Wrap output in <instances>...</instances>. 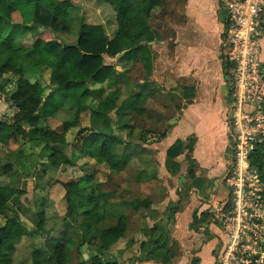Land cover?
I'll return each instance as SVG.
<instances>
[{
  "label": "trees",
  "instance_id": "trees-1",
  "mask_svg": "<svg viewBox=\"0 0 264 264\" xmlns=\"http://www.w3.org/2000/svg\"><path fill=\"white\" fill-rule=\"evenodd\" d=\"M103 2L114 15L113 33L109 35L102 24L87 23L81 17L75 44L64 46L56 39L44 40L36 35L41 30L55 32L59 20L67 16L69 11L76 10L70 0H0V78L6 74L17 77L16 89L10 96V101L17 111L11 124L0 122V144L6 146L13 134L19 135L27 142L13 158L9 159L12 154L9 155L4 160L6 162L0 165V178H11L16 172L26 173L28 177L33 172H43L40 169L44 165L54 171L59 167H69L71 159L63 149L67 145L64 135L70 131L74 134V142L70 148L78 153L79 157L87 156L97 163L109 166L110 169H118L119 172L127 165L128 159L125 156L121 164L116 159L114 148L123 144L121 138L125 140L132 137V132L122 121L112 119L108 113L114 110L116 114H121L136 103L132 99L118 103L121 77L112 66L105 65L104 56L113 58L122 54L127 60H138L145 73L150 74L154 53L149 43H155L158 34L149 28L148 20L152 11L161 6V2ZM13 14L19 15V23L12 21ZM26 34L35 37L33 43L28 47L16 48V40ZM76 44L78 48L75 47ZM44 71L49 72L50 79L55 80L56 89L51 90L41 82L30 81L34 76L41 78ZM223 74H226L224 68ZM76 84L82 86L77 95L73 91ZM51 94L70 96L69 100L74 108L72 117L63 122L62 133L39 127L34 137L27 138L23 125L35 127L42 123V101ZM82 114L97 122L101 129L95 132L79 128V117ZM30 144L40 146V152H33L29 148ZM176 144L167 153L168 170L172 175L178 172L179 167L173 160L182 151L179 144ZM31 155L36 158L34 163L32 161L29 164ZM40 157L45 159L40 161ZM248 162L250 168L260 173V181L264 182V144L254 146ZM60 185L64 191L63 199L66 205L61 221L65 225L66 233L67 230L74 231V239L69 238L66 233L63 238H52L50 235L53 230L46 227L45 212L42 208H37L34 213V228L30 235L34 238L45 237L49 250L46 252L43 249H34L31 264H69L71 248H76L79 252V242L91 244L94 241H98L100 246L88 259H81L80 264H121L104 257L105 251L126 232V211L130 209L140 213L149 208V200L142 198L134 202L112 203L90 176L79 181L67 180ZM24 193V189L0 183V217L3 220L0 224V264H12L14 247L28 233L20 219V206L19 209L13 207ZM34 193L44 195L38 186ZM177 209V206L172 207L168 218H171ZM165 239L166 236H160L156 241L148 243L154 251L145 257H138L136 261H157L161 257L162 264H171L174 255L169 249H165L162 243ZM144 248L145 245L142 244L141 249ZM161 250L165 251L160 257L153 253ZM262 253L264 254V245ZM136 261L130 260L129 264Z\"/></svg>",
  "mask_w": 264,
  "mask_h": 264
},
{
  "label": "rangeland",
  "instance_id": "rangeland-1",
  "mask_svg": "<svg viewBox=\"0 0 264 264\" xmlns=\"http://www.w3.org/2000/svg\"><path fill=\"white\" fill-rule=\"evenodd\" d=\"M170 1L174 0H169V2ZM70 2L76 10L69 11L67 16L59 20L55 32L52 33L41 30L37 33L36 37L44 40L56 39L59 42L75 44L79 30V18L81 17L83 21L87 23L102 24L109 35L113 33L115 29L114 15L109 8H106L103 0H70ZM216 4L217 10L221 14V19H223V3L221 0H216ZM181 9L179 4L174 6V11L178 12ZM12 21L14 23H19V15L13 14ZM161 38L169 42L171 35L170 33H163L161 34ZM34 39L35 37L31 34H26L19 37L14 46L16 48L28 47L33 43ZM159 39H157L156 42H158ZM170 45L171 42H169V46ZM157 46L158 44L154 43L152 47L155 49ZM171 55L172 54L163 56L164 61L166 60V62H169ZM118 56L120 55L113 58L104 56L105 65H110L116 68L117 71H120L122 69L121 66L124 64H122V56L119 58ZM219 57L223 61L221 54ZM130 65V70L127 71L126 75L124 73V77H128V84L139 81L142 77L140 66L137 63ZM163 66V62H160L157 70L161 69ZM162 70V72H168L167 69ZM163 76L164 75H162L161 78ZM224 79L226 80V85L220 84L213 86L208 92H212L213 90L216 97L217 95L223 96L224 102H226V108L229 107L230 109L233 103V96L229 87L230 83L227 82L226 76ZM16 80L17 77L11 74H6L0 78V84L2 85V92L0 93V122L6 124L12 123V117L17 111L10 101V96L16 89ZM30 81L41 82L45 86H49L51 90L57 88L54 82L55 80L50 79L49 72L47 71L41 74V78L34 76ZM161 81L163 87L159 89V93L169 98H171V96H176V93L173 92V90L176 89V87H173L176 82L170 81L165 77L163 80L161 79ZM184 83L192 84V81H185ZM123 87L122 85V92L124 90ZM73 89L74 93L77 95L78 92L82 90V86L76 84ZM66 96L67 95L62 97V95L51 94L47 99L42 101L41 107L44 111V117L41 120L42 123H39V125L35 127H29L26 124L23 125V128L27 132V138L34 137L39 127H47L57 133H62L63 122L69 120L74 113V108L69 100L70 96ZM124 97L125 96H122V98ZM242 111L247 115L252 111V108L245 106L242 108ZM110 116L113 115L111 114ZM249 116L250 115H247L246 117ZM210 118L211 116L209 113L207 116L204 114H197L195 111L189 112L186 116V120L191 124L198 119H201L202 125L207 123L205 127L198 125V128L201 127L199 128V135L203 137L202 145L206 146L205 150L201 153L206 157L210 156L208 143L215 138L217 131H219L217 123L211 124ZM95 123L89 120L88 115L83 114L79 117L78 127L93 131L97 130V125ZM232 123L233 124H230L231 135L229 137V145L224 155V163L228 160V171L225 173L224 177L222 175V179L220 174L218 176L214 175V177L210 179H204L206 172H208V170H204L202 176L203 186L200 185L201 190L193 196L191 195L190 182L185 173L186 163L191 165V160L189 154H186L187 150H184L182 143L178 142L176 144H179V147H181L184 152L182 157H178V161L182 166L179 174L175 177L167 176L162 169V148L156 149V151L150 149L145 152L144 155L147 156L150 167H144L142 169L145 171L146 168L149 176H156L155 181L146 184L140 181V179H145V176H142L143 171H140L141 167L137 168L136 166H130L119 172L118 169H110L109 166L104 164L98 165L93 159L87 156L83 158L79 157L78 153L69 148V145L74 142V134L70 133V131L68 134L64 135L67 144L66 147H64V152L71 159L72 165L70 168L64 169L63 167H59L54 171L50 170L48 165H44L40 169L43 170L44 173L42 171L33 172L27 177L26 173L21 174L16 172L11 178L7 176L0 178V183L2 185L13 186L25 190V193L18 198L13 207L17 209L20 206V209L18 208L20 219L28 233L22 237L20 242L14 247L15 249L12 254L13 262L15 264H30L31 254L34 249H43L46 252L49 250L45 237L34 238L30 235L34 228V213L37 211V208H42L45 212L46 227L53 230L50 236L52 238L57 236L63 238V234L66 233V228L61 219L65 214L66 205L63 199L64 191L60 184L67 180L79 179L88 175H91L92 178V175H94L97 181L104 183L105 187L109 189L117 199L123 196H126V198L135 196L142 199L147 196L151 197L153 200H158V198L166 196L163 205L158 206V210H160L161 213L164 211L166 202H176L173 206L178 204L183 210H186V213L181 216L183 217V221H175L174 224L169 225L168 233L166 232L164 234V236L169 234L173 241H170V238L168 240V236L165 241L173 243L174 245L171 246V248H173V250L179 249L178 251L181 255L176 259L177 261L171 264H199L198 259H194V257H196V254L203 245L207 243H210L211 247V251H208V253L212 255V264H264V254L262 253L264 245V182L260 181V173L250 168L248 162V158L254 146L260 143L264 144V136L252 131L251 133H243V129L241 133L242 126L248 129L249 125L247 123L244 124V122L234 124V120ZM210 126L214 128L212 127L211 130L208 129ZM251 126H254V124ZM184 127H190V125L185 124ZM164 128L165 127L162 128V131ZM26 144L27 142L17 134L11 136L6 146L0 144V165L6 162L4 160L9 155L12 154V157H9V159L13 158V156H15L14 154H16L20 148L26 146ZM191 144L192 140L189 138L186 141V148L190 149ZM30 145L29 148L32 149L33 152H40V146ZM151 148H153V146ZM188 151L190 152V150ZM115 153L116 159L120 164L123 163L124 156L120 154V149H118V151L115 150ZM239 153L240 163L237 161ZM30 158L29 164L32 161L34 163L36 158L35 155H31ZM44 159L45 158L42 159L40 157V161ZM244 161L246 165L242 163ZM226 179H228L229 182H227ZM37 186L39 190L44 192V195H36L34 193ZM182 186L189 187L183 189L184 187ZM193 216H195V220H193ZM163 220L166 221V218L164 217ZM190 221H192L191 227L195 226L199 228L197 232H190L188 230ZM2 222L3 220L0 217V224H2ZM137 222H139V224L136 225ZM129 223L131 224H129L128 227L130 230L127 232V238L123 242H120L119 245H114L105 253L107 259L113 258L121 260L123 263H129L128 259L137 255L139 251L138 242L142 239L140 228L151 227L154 224L146 220L143 222V225H141L139 217L136 216L130 218ZM144 230L145 228L142 230L143 234L146 233ZM66 234L69 235V238H73L72 234H74V231L67 230ZM129 241V247L126 248V243ZM177 243L178 248L176 246ZM89 246L92 248L88 247V249L79 246V248H82V255L85 259L86 255L90 252L93 253L95 249L94 243L89 244ZM116 247H121L122 252L118 253L115 250L112 251V249ZM75 251L80 256H77L78 261L73 257ZM164 251L165 250H161L157 252L156 255L160 257L163 255ZM70 252L71 257H69L71 261L69 259V264H80L79 260L83 259L80 254V249L78 252V249L71 248ZM203 260L205 261L204 264H209L208 258H203Z\"/></svg>",
  "mask_w": 264,
  "mask_h": 264
},
{
  "label": "crops",
  "instance_id": "crops-1",
  "mask_svg": "<svg viewBox=\"0 0 264 264\" xmlns=\"http://www.w3.org/2000/svg\"><path fill=\"white\" fill-rule=\"evenodd\" d=\"M159 1L161 2V6L152 11V16L148 20L149 28L158 34L157 39H161L155 42L158 44L155 49L152 47L153 45L151 46V50L154 53L152 71L147 75L138 60H127L120 54L118 58L122 56V64L124 65L121 66L122 69L120 71L114 68L121 77L118 103L128 102L129 99H132L136 105L132 104L121 114H116L114 110H112L108 115L110 116L112 114L113 116H110L112 119L122 121L132 132V137L126 138L125 140L121 138L123 144L115 148L117 151L120 149V154L128 159L127 165L123 170L130 166H136L137 168L141 167L140 171H143L142 176H145V179H140V181L146 184L155 181L156 176H149V174H147L146 168H149L150 164L149 160H147V156L144 154L150 149L156 151V149L162 148V169L167 176L175 177L179 174L182 166L178 161V157H182L184 150H187L186 154L188 153L190 156L191 165L186 163L185 173L190 182L191 195L193 196L201 190L200 185L203 183L202 176L204 170H208L204 179H210L214 177V175L218 176L219 174L222 179V175L224 177L225 173L228 171V160L224 163V155L229 145V137L231 135L228 121L229 107L226 108V102H224L223 96L217 95L216 97L213 90L212 92H208L213 86L220 84L226 85L225 76L228 80L227 82H229L228 66L223 55L225 17L223 13V19H221V14L217 10L216 0ZM177 4L182 8L178 12L174 11V6ZM163 33H170V46L168 41L161 38V34ZM258 42L260 45L259 60L264 68V34L258 38ZM169 54H172L169 62H166V60L164 61L163 56H168ZM220 54L223 57V61L219 57ZM160 62H163L164 66L157 70ZM136 63L140 66L142 77L139 81L128 84V77H124V73L126 75L127 71L130 70V64ZM223 68L225 69V75L223 74ZM162 69H167L168 72H162ZM162 75L164 76L161 78ZM164 77L168 78L170 81L176 82L175 86H173L176 87V89L173 90L176 96H171V98H169L159 93V89L163 87L161 79L163 80ZM185 81H192V84L184 83ZM122 85L124 86V94L122 92ZM122 96L125 97L122 98ZM192 111L207 116L209 113L211 116V124L217 123L219 131H217L215 138L208 143L209 157L201 153L206 148L205 145H202L203 137L199 135V128L201 127L198 128V125H202L201 119L195 120L192 124L186 120L187 114ZM92 122L95 123L94 120ZM95 124L97 125V130H95V132H98L101 126L97 122ZM185 124L190 125V127H184ZM206 125L207 123L202 126L205 127ZM163 127L165 128L162 131ZM212 127L213 126H210L208 129L211 130ZM189 138L192 140L190 146L191 150L186 148V141ZM178 142L182 143L184 150L182 149L180 155L173 160L179 167L178 172L172 175L168 170L167 153L168 150ZM70 146L71 145H69V148ZM152 146L153 148H151ZM188 150H190V152ZM96 164L100 165V163L97 162ZM71 165L66 168H70ZM144 167H146V172L142 169ZM88 176L91 177V175ZM82 178L71 180L79 181ZM92 181L99 185L100 190L106 193L108 200L112 203L134 202L140 199L135 196L130 198L123 196L117 199L113 196L112 192L105 187L104 183L97 181L94 175H92ZM187 187L183 189H187ZM165 197L166 196H163L158 198V200H153L151 197L146 196L150 202L149 208L140 213H135L130 209L127 210L125 214L126 232L115 244L110 246L105 253L114 245H119L120 242H123L127 238V232L130 230L128 227L129 224H131L129 220L136 216L139 217L141 225H143V222L146 220L154 224L151 227H144V231H146L144 234L142 233L144 228H140L142 239L138 242L139 251L137 255L129 258L128 262H130V260L136 261L138 257H145L149 254L153 249L148 243L156 241L160 236H164L168 231L169 225L174 224L175 221L182 222L183 217L181 216L186 213V210H183L176 204L174 206H177L178 211L174 213L171 218H168L169 210L174 207L173 204L176 202H166L164 211L161 213L160 210H158V206L163 205ZM164 217L166 221L163 220ZM137 224H139V222H137L136 225ZM191 226L192 221L188 224V230L190 232H197L199 229L195 226ZM167 236L169 240V234H167ZM170 241H173V239L170 238ZM93 243L95 245V252L100 244L98 241H94ZM129 243L130 241L126 243V248L129 247ZM162 243L165 249H169L174 255L172 263L177 261L176 259L181 256L178 251L179 249L173 250L171 246L174 244L166 242L165 240H163ZM79 244L84 248H92L89 244H82L81 242H79ZM142 244L145 245L143 250L141 249ZM176 246L178 248V243ZM121 249V247H116L112 249V251L115 250L121 253ZM208 251H211L210 243L203 245L194 259H198L199 264H204L205 261L203 258H208L209 264H212L213 258ZM157 252L159 251L153 253L156 255ZM80 254L83 259L86 260L91 256L92 252L86 255V259L82 255V248H80ZM77 256H79V254L75 251L73 253L75 260ZM111 260H115L121 264H129L113 258ZM13 261L12 256V264H15ZM79 263H81L80 260ZM134 264H162V262L160 257L157 261H136Z\"/></svg>",
  "mask_w": 264,
  "mask_h": 264
},
{
  "label": "built area",
  "instance_id": "built-area-1",
  "mask_svg": "<svg viewBox=\"0 0 264 264\" xmlns=\"http://www.w3.org/2000/svg\"><path fill=\"white\" fill-rule=\"evenodd\" d=\"M221 1L225 17L223 55L233 96L228 121L247 123L248 129L242 126L241 133L243 129V133L252 131L264 136V68L259 60L258 42L264 34V0ZM245 106L252 108L249 117L242 111ZM239 156L240 153V163ZM242 163L246 165L245 161Z\"/></svg>",
  "mask_w": 264,
  "mask_h": 264
},
{
  "label": "water",
  "instance_id": "water-1",
  "mask_svg": "<svg viewBox=\"0 0 264 264\" xmlns=\"http://www.w3.org/2000/svg\"><path fill=\"white\" fill-rule=\"evenodd\" d=\"M62 45H66L64 42H60ZM154 44V42H150L149 45L152 46ZM76 48H78V44L75 45Z\"/></svg>",
  "mask_w": 264,
  "mask_h": 264
}]
</instances>
